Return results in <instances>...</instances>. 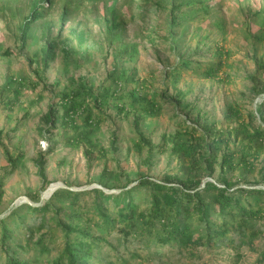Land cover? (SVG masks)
Segmentation results:
<instances>
[{
	"label": "trees",
	"instance_id": "trees-1",
	"mask_svg": "<svg viewBox=\"0 0 264 264\" xmlns=\"http://www.w3.org/2000/svg\"><path fill=\"white\" fill-rule=\"evenodd\" d=\"M95 1L64 0L58 26H55L46 19L54 0H31L19 23L16 38L20 51L24 53L29 47L33 26L40 22V47L38 50V44L34 45L32 55L38 58L41 72L55 60L57 51L62 54L64 72L76 68L79 65L77 52L63 32L67 28L81 46L86 41V31L75 25L66 27V24L72 14ZM162 2L168 8L171 39L178 35L175 27L181 20L208 13L212 3L211 0H162L158 5ZM111 10L107 30L121 43L113 53V68L106 80L96 87L70 77L67 89L58 94L57 103L50 101L39 131L49 134L53 129L70 128L74 135L66 139V143L82 145L88 160L105 158L106 148L92 137L100 121L93 108L100 110L109 98L127 97L134 111L133 126L137 134L133 147L138 152L146 149L143 163L147 171H139L132 183L121 166L113 173L104 168L99 179L101 187L80 190L59 187L40 204L24 202L12 207L0 216V264H39L42 261L44 264H116L117 261L149 264L145 259L154 256L161 259L167 255L165 248L181 255L185 252L194 255L196 248L216 246L231 247L236 263L242 257L243 245L255 248L257 239H264V157L256 168V161L264 151V100L254 110L260 120L256 125L240 120L239 108L234 104L227 106L223 115L227 124L219 128L204 112L198 110L192 115L183 110L184 117L175 131L172 146L178 164L173 170L164 171L158 179L150 176L148 171L156 149L164 152L165 144H153L140 129V123L147 116L161 112L162 107L139 87L127 90L122 85L121 82L133 80L122 65V57L133 59L137 47L134 43H123L126 38L121 35L122 24L115 17V10ZM214 54L217 60L204 67L200 61L180 56L174 65L167 67L165 75L174 83L186 70H198L205 78L216 77L224 65L221 47L215 46ZM257 60L263 80L257 74L250 78L252 90L258 94L264 92V62ZM36 72L39 74L38 69ZM6 78L0 96L9 90L17 101L23 82H17L10 75ZM179 94L181 91L167 99L162 92L161 96L183 108ZM13 100L7 99L4 104L12 107ZM87 100H91V104ZM114 105L118 113L127 111L123 103ZM250 116L256 117L253 112ZM3 134L0 129V136ZM112 136L110 147L115 150L118 136L116 132ZM230 142L233 147H229ZM52 148L50 146L48 151ZM23 157L24 152L13 157L7 151L11 165L7 172H12ZM35 163L39 175L45 178L43 153ZM255 172V177L251 178ZM3 178H0V203ZM133 242L138 246L130 248ZM104 247L108 248L107 254L102 253ZM258 262L264 264V246L258 252Z\"/></svg>",
	"mask_w": 264,
	"mask_h": 264
},
{
	"label": "rangeland",
	"instance_id": "rangeland-1",
	"mask_svg": "<svg viewBox=\"0 0 264 264\" xmlns=\"http://www.w3.org/2000/svg\"><path fill=\"white\" fill-rule=\"evenodd\" d=\"M162 0H96L92 5L72 14L66 27L75 25L86 31V41L80 46L75 36L67 28L63 36L68 37L71 47L77 52L78 66L64 72L62 54L57 51L54 61L41 72L38 58L32 55L34 45L40 47V22L32 29L29 47L23 53L17 42L19 23L28 11L31 0H0V90L6 84L7 76L23 82L21 94L17 101L11 91L0 96V178L3 176V196L0 203V216L21 203L33 205L46 200L50 193L59 187L70 189H90L100 186V173L104 168L113 173L119 166L133 181L139 171H147L143 159L146 149L138 152L133 143L137 134L133 126L134 111L130 108L127 97L123 99L109 98L106 106L93 112L100 118L98 129L92 134L93 139L107 150L105 158L88 160L82 145L73 142L68 144L74 130L68 128L53 129L51 133H41L39 127L44 124L42 116L49 108L50 101L57 103L58 94L67 89L69 78L83 80L98 86L106 80L113 68V53L120 41L111 37L107 30V21L115 10L117 21L122 24V33L126 38L124 44L134 43L137 55L128 60L122 57V65L133 80L121 82L127 90L139 87L142 92L161 103V112L147 116L140 123V129L155 145L164 142V152L156 149L152 159L149 175L160 178L164 171L173 170L177 166V158L172 152L174 134L183 119V110L195 115L198 110L205 113L209 121L216 126L225 127L223 115L228 105H236L240 111V120L259 123L254 112L258 103L264 100V92L258 94L252 90L251 75L263 80V71L257 61L264 62V0H211L208 13H198L191 18L181 20L175 27L178 35L171 39L168 34V8ZM64 0H54L49 8L47 20L58 26L61 5ZM10 4V6H9ZM261 34V38L259 37ZM170 43L175 47H170ZM215 46L223 51L224 65L216 77L205 78L200 72L183 71L176 83L165 75L168 66L174 65L180 56H187L200 61L202 66L217 60ZM10 51V54L7 53ZM31 60V62H30ZM202 67V68H203ZM38 69L39 74L36 72ZM180 105L163 99L178 93ZM156 95V96H155ZM12 99L14 104H4ZM91 104V100L86 101ZM114 103H123L126 112L118 113ZM188 103L187 106L185 104ZM256 116L251 118L250 113ZM127 113V114H126ZM77 121L81 123V118ZM264 126V123H262ZM113 132L118 139L116 149H111L110 141ZM163 135L165 138H163ZM76 139V138H75ZM52 146V150L48 148ZM229 147H233L232 142ZM7 151L13 157L24 152L12 172H7L11 165L7 160ZM48 151V152H47ZM43 153V178L38 173L36 159ZM256 168L260 166V159ZM256 172L251 178L255 177ZM122 176V181H125ZM114 189L113 191H116ZM259 223L258 226H261ZM133 242L130 248L137 247ZM264 246V239H257L255 248L243 245L240 248L242 257L234 263V250L227 246L199 247L194 255L185 252H170L161 259L153 257L144 262L149 264H260L258 252ZM103 254L108 253L104 247ZM145 251L142 254L145 255ZM39 264H44L40 262ZM116 264H121L116 262Z\"/></svg>",
	"mask_w": 264,
	"mask_h": 264
}]
</instances>
